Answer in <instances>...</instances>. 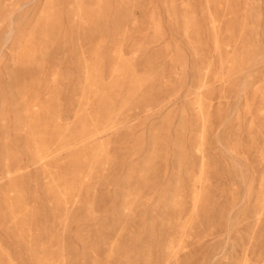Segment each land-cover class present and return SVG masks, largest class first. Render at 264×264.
<instances>
[{
	"label": "rangeland",
	"instance_id": "374dc122",
	"mask_svg": "<svg viewBox=\"0 0 264 264\" xmlns=\"http://www.w3.org/2000/svg\"><path fill=\"white\" fill-rule=\"evenodd\" d=\"M0 264H264V0H0Z\"/></svg>",
	"mask_w": 264,
	"mask_h": 264
}]
</instances>
